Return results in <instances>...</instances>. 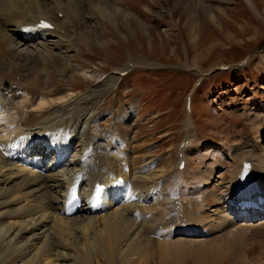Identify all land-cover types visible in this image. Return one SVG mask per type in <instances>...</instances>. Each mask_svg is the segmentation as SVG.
<instances>
[{"label":"bare ground","instance_id":"6f19581e","mask_svg":"<svg viewBox=\"0 0 264 264\" xmlns=\"http://www.w3.org/2000/svg\"><path fill=\"white\" fill-rule=\"evenodd\" d=\"M123 6L124 0H0V245L4 249L0 264L17 251L28 264H97L96 254L107 264H166L172 252L208 250L219 243L175 239L176 235L210 237L231 221L226 215L214 230L202 225V214L210 210L207 195L216 198L206 187L210 181L203 180L188 192L181 188L188 196L186 209L191 203L192 209L199 207L197 214L185 216L184 222L179 218L170 225L161 223L166 214L175 219L178 213L191 211L177 203L179 179L166 193L160 185L148 190L147 177L137 175L136 138L121 127H130L132 107L114 112L112 129L102 128V121L112 115L106 109L108 99L130 65L118 69V74H100L90 90L77 91L76 74L86 70L74 54L94 32V16L115 17L124 13ZM42 20L50 21L54 29L39 26ZM259 140L244 145L241 154L236 150L231 197L224 203L215 201L217 206L234 205L238 217L259 216V207L264 209ZM179 160L178 167L184 158ZM147 172L145 168L143 173ZM193 191L200 197L188 202ZM74 198L77 205L69 214ZM168 199L174 206H168L162 217L160 202L167 204ZM223 208L215 212V219L225 215ZM247 228L232 231L230 249L238 247L239 232Z\"/></svg>","mask_w":264,"mask_h":264},{"label":"rangeland","instance_id":"374dc122","mask_svg":"<svg viewBox=\"0 0 264 264\" xmlns=\"http://www.w3.org/2000/svg\"><path fill=\"white\" fill-rule=\"evenodd\" d=\"M196 2L124 0L121 9L124 13L115 17L110 13L96 14L91 25L94 32L81 42L79 53L74 54L76 62L86 70L76 74L74 85L77 91L84 87L87 90L100 74L108 76L130 65L133 69L108 99L106 109L112 115L102 121V128L112 129L116 122L114 112L120 114L132 107L130 127L118 124L129 130L131 138H136L133 140L137 142V175L147 177L144 178L148 181L147 189L160 185L162 191L171 193L179 179L175 186L177 195L181 190L177 203L185 204L182 206L186 209L188 196L181 188L188 192L198 181L209 180L211 185L206 187L215 192L216 198L207 195L210 210L202 214V225L214 230L219 218L225 222L231 217L224 229L213 232L210 237L176 235L175 239H213L224 243L208 250L198 248L199 251L195 247L194 251L189 249L178 255L172 252L166 264H264V209L259 207L262 212L259 216L238 217L234 205L217 206L219 201L224 203L231 197L235 168L232 158L238 153L236 150L241 154L244 145L261 139L257 149L264 155V0ZM201 80V86L196 88ZM188 97L192 98L191 112L186 110ZM186 139L189 146L180 153ZM181 155L185 158L182 171L178 167ZM145 168L147 174L143 173ZM161 177L165 183L163 180L156 183ZM197 195L193 191L188 202L193 203L195 197H200ZM170 200H166L167 204L160 202L162 217L168 206H174ZM203 203L206 202L203 200ZM190 204L187 207L191 211L185 215L178 213L175 219H169L166 214L161 223L170 225L179 218L183 219L181 222L187 221L185 216L194 211L197 214L199 208L192 209ZM220 207H224L222 214L225 215L215 219ZM248 212L254 213L252 209ZM239 227L248 228L246 232V229L239 232L240 248L238 245L230 249L228 243L231 234H235L232 231ZM1 251H4L3 245H0ZM96 255L97 264H107ZM23 256L17 251L5 264H28L22 260ZM154 262L157 261L149 264H157ZM80 264L86 263L80 261Z\"/></svg>","mask_w":264,"mask_h":264},{"label":"snow or ice","instance_id":"6c2138e0","mask_svg":"<svg viewBox=\"0 0 264 264\" xmlns=\"http://www.w3.org/2000/svg\"><path fill=\"white\" fill-rule=\"evenodd\" d=\"M47 26V25H46ZM101 191V189L99 187H97V193H99Z\"/></svg>","mask_w":264,"mask_h":264}]
</instances>
